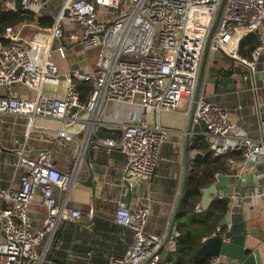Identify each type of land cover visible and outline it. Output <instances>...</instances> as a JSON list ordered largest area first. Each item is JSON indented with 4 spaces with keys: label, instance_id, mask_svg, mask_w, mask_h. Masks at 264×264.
Segmentation results:
<instances>
[{
    "label": "built area",
    "instance_id": "built-area-1",
    "mask_svg": "<svg viewBox=\"0 0 264 264\" xmlns=\"http://www.w3.org/2000/svg\"><path fill=\"white\" fill-rule=\"evenodd\" d=\"M53 1L21 0L19 12L35 21L6 28L2 36L6 44L0 43V122L5 125L8 118L27 121L24 137H14V180L9 187L0 188L4 202L0 264H43L61 225L82 219V212L69 206L77 175L63 172L48 146L56 141L69 149V143L87 125L91 128L87 148L92 130L105 125L102 116L109 101L135 104L133 109L138 112V116L135 112L128 115L131 122L119 125V140H102L109 152L117 149L126 158L122 186L132 188L133 182L154 179L169 136L158 115L179 110L186 100L185 114L190 117L208 37L223 0H63L53 25L43 27L38 19L45 17V8ZM0 2L17 11L16 0ZM66 26L72 27L69 36ZM250 35L257 36L258 44L251 59H245L240 48ZM69 42L85 54L97 51L91 70H60L52 49L56 45L58 56L66 59ZM215 52L246 66L248 75H240L239 80L251 79L255 93L264 91V0L226 1L211 40L210 53ZM78 82L92 86L86 102L81 101ZM63 84V97L47 93V88L60 89ZM17 85L33 90L35 97L16 96L13 88ZM257 115L260 136L255 139L232 120L227 109L201 94L195 123L204 129L214 158L236 151L242 155L243 165L261 162L264 166V101L258 102ZM40 121L55 122L60 128L39 125ZM36 143L43 147L32 157ZM38 196L46 218L35 230L30 210ZM124 196L116 201L114 221L130 231L132 240L123 257L104 264H159L166 236L148 230V205L132 208ZM238 196L228 200L234 202Z\"/></svg>",
    "mask_w": 264,
    "mask_h": 264
},
{
    "label": "crops",
    "instance_id": "crops-1",
    "mask_svg": "<svg viewBox=\"0 0 264 264\" xmlns=\"http://www.w3.org/2000/svg\"><path fill=\"white\" fill-rule=\"evenodd\" d=\"M63 2V0H62ZM62 6V4H61ZM60 7L50 6L45 8V17H56L59 13ZM56 11V12H55ZM72 32V27L66 26V33ZM34 36V33H30ZM68 55L66 59H61L56 53V45L53 46L52 56L56 58L60 70L62 72L71 71L74 69L91 70L96 62L97 51H92L88 54L82 53L80 50H75L71 47L69 42ZM61 61V62H60ZM238 64L245 67L246 71L234 73L232 77L226 78L223 73L229 72V64ZM209 71V72H207ZM208 78L214 79V83L205 82L203 86L202 95L212 103L227 109L230 112L232 120L252 138H259V122L257 115L258 102L264 101V91L262 96L260 93L253 91L254 82L249 79L245 83L239 80L240 75H248L247 67L243 64L224 56L220 52L210 53L207 64ZM243 85L246 87L243 89ZM47 93L55 97L64 96V84L60 89L47 88ZM246 93V96H242ZM213 100V101H212ZM188 102L183 100L179 110L177 111H163L158 115L160 125L169 130L167 142L163 146L161 160L157 169L156 175L151 182H133L131 200L132 208L140 206H149L151 214L148 220V230L159 235H167L168 227L171 217L176 205V201L181 189L183 174H184V154L183 147L185 143L186 131L188 129L189 118L186 116ZM248 107V110L242 114H237L238 109ZM131 106L127 103H114L113 109L106 107V112L102 116L105 125L99 130H92V136L87 143V136L91 128L87 129V125L82 130L83 133L77 135V138L69 143V149H66L70 164L63 166L60 162H56L63 172L72 173L75 171L77 175L78 184L69 196V206L73 209H78L82 212V219L78 223L73 224L69 232H73L72 241L68 251L67 261H72L78 264H104L111 259L124 256L126 254L130 241L122 229L114 221V213L116 209V201L123 197L127 201L128 188H124L123 179L126 158L125 156L114 149L108 151L107 147L102 144V140L114 138L112 131L119 130V125L124 122H131L128 115L138 112L134 109L130 110ZM229 108V109H228ZM127 110L130 112L127 113ZM125 113V116H123ZM12 118L6 119L10 121ZM152 120L155 122L156 115H153ZM25 121V120H24ZM9 124V122H8ZM39 125L46 127L60 128L55 122L40 121ZM9 128V127H8ZM7 129V128H6ZM78 129H82L79 126ZM201 132L195 133L193 131L191 138L195 136L205 135L204 129L201 127ZM5 130V129H4ZM17 134L5 130L0 134L2 143V150L0 151V188H7L14 180L13 163L17 161V156L14 153V137ZM24 136L20 135L18 138ZM205 137V136H204ZM190 138V140H191ZM56 141H53L49 148H52ZM190 145V144H189ZM45 146V145H44ZM42 145H33L34 151L31 156L34 157L37 151L42 148ZM56 150H61L58 144ZM64 149V148H63ZM65 150V149H64ZM56 152V156H57ZM189 153L192 157H196L198 153L192 151ZM90 158V165L87 158ZM77 159V164L71 169L72 161ZM241 165V164H240ZM237 166V164H235ZM73 167V166H72ZM261 168L264 169L263 164ZM71 169V170H70ZM94 173V181L96 183V203L93 201L92 190L83 183L88 179L90 170ZM257 167L249 169L250 174H255ZM235 175L234 172L230 173ZM19 182V177L16 178ZM55 193L61 199L64 195L55 189ZM238 199L232 204L244 206V211L250 215L252 222L249 227L254 228L256 232V244L260 250L261 258L264 264V179H260L258 185L249 186L242 192H236ZM128 203V202H127ZM201 207V204L199 205ZM4 207V202L0 200V210ZM238 209L237 211H239ZM198 213H203L202 207L197 209ZM30 217L35 230L42 227L46 218V210L42 205V199L38 196L36 203L31 207ZM94 218H96L94 220ZM68 223L64 222L63 224ZM91 223V224H90ZM100 224V225H99ZM4 240V235L1 230L0 218V242ZM169 246L163 249L161 253L163 257L166 256ZM46 261V260H45ZM48 262V261H47ZM25 264H34L26 261ZM49 264H51L49 262ZM213 264H227L222 258L213 260Z\"/></svg>",
    "mask_w": 264,
    "mask_h": 264
},
{
    "label": "trees",
    "instance_id": "trees-1",
    "mask_svg": "<svg viewBox=\"0 0 264 264\" xmlns=\"http://www.w3.org/2000/svg\"><path fill=\"white\" fill-rule=\"evenodd\" d=\"M34 21L33 16L11 10L0 2V43L2 45L6 44L2 39L6 28ZM38 22L43 27H50L54 21L52 17L46 16L38 19ZM257 40L256 35H250L244 40L240 48L241 57L251 59V53L258 44ZM235 72L239 73L240 71L230 70L226 74L223 73V76L227 75L226 78H230ZM77 87L81 95V101L86 102L90 97L92 86L88 83L78 82ZM110 134H114L115 139H120L121 133L119 130L112 131ZM189 144L191 150L196 151L198 155L192 157L189 153V178L176 220L177 233L173 243L171 241L168 243L169 250L165 257L162 256L159 264H213V259L200 255L199 249L206 239L218 233L217 229L230 211L231 205L228 199H220L215 201L203 213H198L197 207L201 204L203 198L202 190L210 187L218 175H229L231 172L228 169L233 165L243 164L242 155L236 151L214 158L210 152L209 140L206 137L195 136L191 138ZM72 226L73 224L70 223L69 225V222L61 225L54 237L51 249L46 255V261L51 264H78L67 261L72 241L71 233H73H70L69 229H72ZM120 229L123 230L125 237L131 243L132 234L130 231L122 227Z\"/></svg>",
    "mask_w": 264,
    "mask_h": 264
},
{
    "label": "water",
    "instance_id": "water-1",
    "mask_svg": "<svg viewBox=\"0 0 264 264\" xmlns=\"http://www.w3.org/2000/svg\"><path fill=\"white\" fill-rule=\"evenodd\" d=\"M226 1L227 0H223L220 5L217 17L209 34L207 45L205 48L203 63L195 93V104L188 121L189 124L186 131L185 143L183 147L184 174L182 185L171 217L167 235L160 249V253L163 252V249L168 245L172 238L176 236L177 233L176 220L179 214L181 203L184 198L189 178L188 158L189 150L191 148L189 145L190 138L193 131L195 133H199L202 130L201 125L195 123L197 101L201 96L205 82L214 83V79L208 78L206 76L207 64L210 54L211 40L219 24L221 14L226 5ZM15 9L17 11H22L21 0H16ZM113 105L114 103L111 101H109L107 104L110 109H113ZM72 112H74V109L72 110ZM199 136L204 137V135L201 134ZM87 162L90 165L91 161L89 157L87 158ZM261 165V162H251L246 165L241 164L237 166L233 165L228 170L231 173L234 172L235 175H218L215 182L210 187L204 188L202 190L203 198L201 201V207L204 210H207L217 200L231 199L237 191L242 192L249 186L258 185L259 180L264 179V169L261 168ZM251 167H257L258 171L255 174H250L249 169ZM83 185L92 190L94 203L98 202L96 201V183L94 181V173L92 169L90 170L88 179L83 183ZM127 188V202L130 206L133 193L129 184H127ZM238 209L240 210L237 211ZM95 219L96 218H94V220ZM251 222L252 218L244 211L243 205L238 206V204H232L230 211L227 213L217 229L218 233L203 242V245L199 249V254L205 257L212 258L213 260L222 258L227 264H263L260 250L255 241L257 238L255 229L249 227V224ZM43 264H49V262L43 261Z\"/></svg>",
    "mask_w": 264,
    "mask_h": 264
},
{
    "label": "rangeland",
    "instance_id": "rangeland-1",
    "mask_svg": "<svg viewBox=\"0 0 264 264\" xmlns=\"http://www.w3.org/2000/svg\"><path fill=\"white\" fill-rule=\"evenodd\" d=\"M61 4H62V0H54L51 4H50V6L52 5V6H55L56 8H58V7H60L61 6ZM9 7H12V5H9ZM56 12V11H55ZM61 62V61H60ZM230 66H228L227 65V67L229 68V70H232L233 71V69H238V68H240L241 69V71H246V68L245 67H241V66H239L238 64H235L234 65V63H231L230 62V64H229ZM235 71V70H234ZM247 71H248V69H247ZM207 72H209V71H207ZM237 73V72H236ZM207 76H208V73H207ZM206 84V83H205ZM246 87L243 85V89H245ZM1 91L2 92H4L5 90L4 89H1ZM13 93L16 95V96H20V97H25V98H28V99H33L34 97H35V92L33 91V90H30V89H28V88H25V87H22V86H19V85H17L16 87H14L13 88ZM259 93H260V95L262 96V91H259ZM246 96V93H243L242 94V96ZM210 100V99H209ZM213 101V100H212ZM130 106H131V108L133 109V108H135V104H130ZM221 106H223V105H221ZM220 106V107H221ZM130 108V110H132ZM229 109V108H228ZM248 110V107L246 108V107H243L242 108V110H240V109H238V111H237V114H242V113H244L245 111H247ZM130 111L129 110H127V113H129ZM123 116H125V113H123ZM1 119V118H0ZM9 122V124L7 123V124H2L1 122H0V134H2L5 130H9L10 132H13V133H15V134H17L18 136H20V135H23L24 134V132H26L25 131V129H26V127H25V125H26V122L27 121H24V120H18V121H14V120H10V121H8ZM15 123L16 124H19V125H15ZM9 127V128H8ZM7 128V129H6ZM5 129V130H4ZM56 146H58V144H55L53 147H52V149H53V151H54V153H55V160L57 159V161L58 162H60L63 166H67V165H69L71 162H70V160H69V158H68V156H67V152H66V150H64L63 148H61V150L59 151V150H56L57 148H56ZM56 152H58L57 153V156H56ZM77 162V159H74L73 161H72V166H71V169H73L74 170V168H75V166H76V163ZM70 169V170H71ZM72 172H74V171H72Z\"/></svg>",
    "mask_w": 264,
    "mask_h": 264
},
{
    "label": "bare ground",
    "instance_id": "bare-ground-1",
    "mask_svg": "<svg viewBox=\"0 0 264 264\" xmlns=\"http://www.w3.org/2000/svg\"><path fill=\"white\" fill-rule=\"evenodd\" d=\"M191 115V114H190ZM190 118V117H189ZM75 175H76V173H75Z\"/></svg>",
    "mask_w": 264,
    "mask_h": 264
}]
</instances>
